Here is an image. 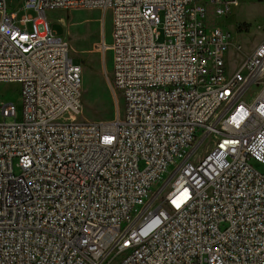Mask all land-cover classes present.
<instances>
[{"label": "built area", "instance_id": "2783aa9c", "mask_svg": "<svg viewBox=\"0 0 264 264\" xmlns=\"http://www.w3.org/2000/svg\"><path fill=\"white\" fill-rule=\"evenodd\" d=\"M238 3L24 0L17 24L0 0L22 100L0 103V264H264V41L233 70L209 26ZM69 10L111 15L123 119H80L82 65L46 21Z\"/></svg>", "mask_w": 264, "mask_h": 264}, {"label": "rangeland", "instance_id": "374dc122", "mask_svg": "<svg viewBox=\"0 0 264 264\" xmlns=\"http://www.w3.org/2000/svg\"><path fill=\"white\" fill-rule=\"evenodd\" d=\"M23 3L24 0H8L9 11L18 13L17 24L26 15L34 19L39 17L34 11L21 10ZM238 4L228 19L215 16L212 10L209 13V26L216 25L232 35L228 61L233 70L242 65L264 41V0H239ZM107 13L109 15L106 18L97 10L55 11L46 14V21L52 30L58 37L67 40L75 63L83 67L80 119L90 122H111L121 118L124 113L121 93L113 84V55L110 50L112 18ZM20 90L17 83L0 84V103H13L20 113ZM259 90L258 87L252 88L254 94ZM211 146L212 143L208 142L200 148L198 157L205 156ZM252 165L264 171L258 163L252 162ZM172 170L169 169L165 178L169 177Z\"/></svg>", "mask_w": 264, "mask_h": 264}, {"label": "bare ground", "instance_id": "6f19581e", "mask_svg": "<svg viewBox=\"0 0 264 264\" xmlns=\"http://www.w3.org/2000/svg\"><path fill=\"white\" fill-rule=\"evenodd\" d=\"M73 11H81V10H73ZM97 11H100V10H97ZM100 12H102V11H100ZM102 14H103L104 18H106L109 15L107 12L106 13L105 12H102ZM82 70H83V67H82ZM83 80H84V76H83ZM122 101H123V99H122ZM123 103H124V101H123ZM82 108H84L83 105H82ZM121 119H123V114L121 115Z\"/></svg>", "mask_w": 264, "mask_h": 264}]
</instances>
